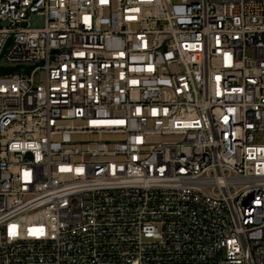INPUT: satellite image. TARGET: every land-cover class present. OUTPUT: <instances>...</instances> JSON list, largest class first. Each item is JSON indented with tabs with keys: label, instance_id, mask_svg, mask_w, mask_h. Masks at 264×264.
Wrapping results in <instances>:
<instances>
[{
	"label": "built area",
	"instance_id": "obj_1",
	"mask_svg": "<svg viewBox=\"0 0 264 264\" xmlns=\"http://www.w3.org/2000/svg\"><path fill=\"white\" fill-rule=\"evenodd\" d=\"M0 68V264H264V0H0Z\"/></svg>",
	"mask_w": 264,
	"mask_h": 264
},
{
	"label": "rangeland",
	"instance_id": "obj_2",
	"mask_svg": "<svg viewBox=\"0 0 264 264\" xmlns=\"http://www.w3.org/2000/svg\"><path fill=\"white\" fill-rule=\"evenodd\" d=\"M43 25H44V18L43 17L33 16V18H32V26L33 27H43ZM41 76L43 78L44 74L39 73L37 76V79H40Z\"/></svg>",
	"mask_w": 264,
	"mask_h": 264
},
{
	"label": "trees",
	"instance_id": "obj_3",
	"mask_svg": "<svg viewBox=\"0 0 264 264\" xmlns=\"http://www.w3.org/2000/svg\"><path fill=\"white\" fill-rule=\"evenodd\" d=\"M7 69L0 68V74L5 73Z\"/></svg>",
	"mask_w": 264,
	"mask_h": 264
}]
</instances>
